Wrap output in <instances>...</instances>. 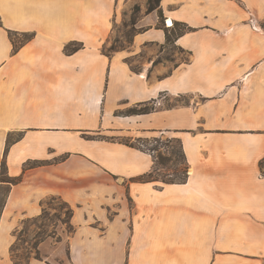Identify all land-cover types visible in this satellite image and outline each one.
I'll list each match as a JSON object with an SVG mask.
<instances>
[{"label": "crops", "instance_id": "0c3cea01", "mask_svg": "<svg viewBox=\"0 0 264 264\" xmlns=\"http://www.w3.org/2000/svg\"><path fill=\"white\" fill-rule=\"evenodd\" d=\"M147 2L0 0V264H15L20 231L52 197L74 209L76 232L48 238L27 264H136L129 238H190L188 254L202 245L208 264L264 262V0H162L164 21L191 29L175 43L186 59L164 57L166 29ZM135 6L132 44L107 56ZM73 43L82 49L68 55ZM158 98L150 114L116 116ZM153 135L181 141L185 184L135 181L154 159L118 138ZM3 164L22 181L2 182Z\"/></svg>", "mask_w": 264, "mask_h": 264}, {"label": "rangeland", "instance_id": "374dc122", "mask_svg": "<svg viewBox=\"0 0 264 264\" xmlns=\"http://www.w3.org/2000/svg\"><path fill=\"white\" fill-rule=\"evenodd\" d=\"M132 18L133 12L130 17L123 18L115 24V35L113 41L104 48L105 53H108L109 48H111V46L113 45L117 49H127L128 47H130V42L132 41L135 34V29L132 24ZM172 55H177L178 59H186V56L182 54L181 51L174 48L173 46H167L164 57H170ZM137 67H139V63L134 64V68L137 69ZM150 107L155 108L154 105H150ZM127 110L128 109H122L124 113H126ZM120 112L121 111H119L118 114L119 116L128 117L122 116V113ZM118 139L123 143H127L128 141L134 142L137 140L136 139L132 141L127 137ZM142 146H146V148L156 146L157 148V152L149 154L154 159L152 171L155 167V161L157 163V166L155 167L156 170L154 173V178L159 181H155L154 183L162 184L161 180H172L178 182L183 178V172L185 171L186 165L185 161L183 160L181 147L174 137L153 135V137L151 138H141L140 147ZM119 182H121V180H119ZM160 184L159 186H161ZM127 201L130 204L131 208L134 207V201L132 200L130 195L127 196ZM45 208L46 212L44 214L42 213V217L40 219L27 221L18 235V238H20V242L18 243L16 249L15 256L17 258L15 259L19 264H27L31 253H34V256H36L34 248L42 240L48 238V236H52L49 238H53V243L58 242L60 238H68V236H70L68 227L65 225L63 226L64 222L68 221L69 219L68 210L66 205L64 204V201H62L61 199L53 200L52 198H50L46 201ZM109 218H113V213L110 214ZM91 227L92 229H97V234L103 235L105 233L107 225L100 226L99 224L94 223ZM138 228L139 230H143V227H141V229L140 227ZM130 230L132 231L133 229L130 228ZM189 239L190 238H129V241L135 240L137 245V248L134 249V252L131 253V255H133L136 264H149L146 260L147 250L151 247L159 246L162 243L163 246L166 245L168 251L166 255H163V257H157V264H194L197 261L201 262L202 264H208V261L206 260L207 250L205 249V247L203 249L202 245H200V249L197 254H188L186 248L188 245H190L188 241ZM211 239L213 238H207L208 241ZM241 240L242 238H234L233 240H230V238H223V241L226 243V245H229V243L232 242L235 243V245L240 246ZM63 246L64 247L62 248L64 249L65 253L67 249L66 243H64ZM51 249L52 248L48 249L47 252H50ZM183 249H186V251H184ZM237 253L238 252L236 251V254ZM50 262L52 264H69L67 257H64V259L62 260L60 258H54ZM260 264H264V262Z\"/></svg>", "mask_w": 264, "mask_h": 264}, {"label": "trees", "instance_id": "16d2710c", "mask_svg": "<svg viewBox=\"0 0 264 264\" xmlns=\"http://www.w3.org/2000/svg\"><path fill=\"white\" fill-rule=\"evenodd\" d=\"M161 2L162 0H148L147 2V14H150L152 12H155L157 11L158 14H159V17H160V20H161V24L164 25L165 29H166V34H167V45L168 46H173L174 48H176L175 46V43L177 41V39L186 34L188 31H190L191 29L188 28L186 25H182V24H179V23H176V24H173V27L172 28H168L167 27V23H166V20L164 21V16H163V12H162V9H161ZM140 7L139 6H135L134 9H133V18H132V24H133V27L135 29V25H136V22L139 18V14H140ZM172 29V30H171ZM171 30V31H170ZM135 33H136V29H135ZM135 35V34H134ZM13 37V36H12ZM13 39V38H12ZM32 39V35L28 36V35H24V42L26 41H29ZM133 41V39H132ZM132 41L130 42V44H132ZM15 43V41H14ZM18 49V46L15 45V51H17ZM82 49V45L80 44H76V43H73V44H70L69 46L66 47L65 51L68 55H73L75 53H77L78 51H80ZM177 49V48H176ZM120 50H123L122 49H117L114 45L111 46V48H109V51L108 53H105L107 56L111 57L114 53L120 51ZM161 62V59H158L155 64ZM155 103V100L152 101L150 104H139L137 106H134V107H131L129 108L126 113H124L123 111H121L120 113H122L121 115L122 116H134V115H147V114H150L152 112H154L156 110V108H152L150 107V105H154ZM119 112H116V116H119L118 115ZM86 139H89V140H94V139H97L98 137H92V136H85ZM177 141V143L180 145L181 147V151H182V156H183V160L185 161V165H186V168H185V171L183 172V178L178 181V182H175V181H172V180H161V182L163 184H166V185H173V184H185L188 180V164H187V159H186V156L184 154V151H183V148H182V143L180 140L178 139H175ZM135 142V143H134ZM134 142H131V141H128L127 143H125L127 146H130V147H133V148H136L138 150H141V151H145L147 154H152L154 152H157V148L156 146H152L151 148H146V146H142L140 147V143H141V139H137L136 141ZM157 166V163L155 161V167ZM155 167H154V170L151 171L150 173H147L143 176H140L139 178H137L135 181L136 182H141V183H150V182H155V181H159L157 179L154 178V173H155ZM261 168H262V173L264 174V161L262 162L261 164ZM2 182H5V183H9V184H15V183H18L19 181L21 182L22 181V177L19 178H16V179H12V178H9L6 174V166L5 164H3V168H2V178H1ZM8 195V192L6 193H3L1 192L0 193V216L4 210V207H5V204H6V197ZM53 200H56V199H61L59 197H52ZM62 200V199H61ZM63 201V200H62ZM64 204L66 205L67 207V210H68V215H69V219L68 221H65L63 226H67L68 227V230H69V235H73L75 232H76V227L73 225L72 223V220H73V217H74V209L64 201ZM44 205L46 206V202H44ZM46 212V209H44L43 211V214ZM42 217L39 216L38 218H35L36 219H40ZM49 237H52L51 235L48 236ZM48 238L42 240L40 243L37 244V246L34 248V250H38V247L41 243H43L44 241H46ZM20 242V238H18V243ZM18 243L12 247V257H13V260L15 262V264H19L17 262V260L15 258H17L15 255H16V249H17V246H18ZM35 258L37 259H40V254H39V251L36 252V256Z\"/></svg>", "mask_w": 264, "mask_h": 264}, {"label": "built area", "instance_id": "2783aa9c", "mask_svg": "<svg viewBox=\"0 0 264 264\" xmlns=\"http://www.w3.org/2000/svg\"><path fill=\"white\" fill-rule=\"evenodd\" d=\"M170 21V20H169ZM172 22V21H171ZM167 27H173V23L170 25L169 24V22L167 23ZM161 101H162V99H157V100H155V103H154V106H155V108H158V107H160L161 106ZM153 154V153H152Z\"/></svg>", "mask_w": 264, "mask_h": 264}, {"label": "bare ground", "instance_id": "6f19581e", "mask_svg": "<svg viewBox=\"0 0 264 264\" xmlns=\"http://www.w3.org/2000/svg\"><path fill=\"white\" fill-rule=\"evenodd\" d=\"M169 24L171 25V24H172V22H171V21H169Z\"/></svg>", "mask_w": 264, "mask_h": 264}]
</instances>
